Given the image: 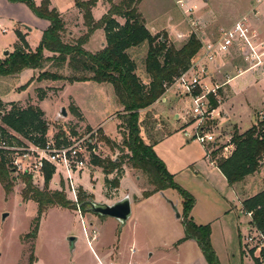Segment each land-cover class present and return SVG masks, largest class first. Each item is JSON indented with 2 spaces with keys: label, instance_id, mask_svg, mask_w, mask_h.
Segmentation results:
<instances>
[{
  "label": "rangeland",
  "instance_id": "1",
  "mask_svg": "<svg viewBox=\"0 0 264 264\" xmlns=\"http://www.w3.org/2000/svg\"><path fill=\"white\" fill-rule=\"evenodd\" d=\"M53 1L59 10H66L74 4V0ZM35 2L38 4L40 0ZM120 2L121 0H115L114 3ZM146 2L142 9L144 17L149 22L166 24L167 15L160 13L169 12L171 28L168 31L162 30L157 35L166 34L168 45H174L178 49L192 35H196L199 39L205 37L210 41L218 40L222 31L232 27L244 17H247L252 27L257 29L260 41H264V0H186L187 5L184 6L186 10L178 6L176 0ZM199 2L202 4L199 5ZM188 9L192 10L189 12ZM95 15H99V9L96 10ZM68 18L72 23L80 19L76 13ZM117 20L121 24L124 23L122 18L117 17ZM46 22L38 18L23 3L11 4L8 0H0V58L14 48L18 32H21L19 24L31 29L24 38L28 47L36 51ZM2 30H6V33ZM75 33V37H80L84 30L82 32L75 30ZM101 48L98 44L90 48V51L94 53ZM128 53L137 64V76L143 83L148 84L150 80L145 70L148 45L130 49ZM250 68L242 51L237 49L219 55L211 66L214 71L211 80L221 86L217 98L220 116L205 122V126L215 138V142L210 144V149L211 153L218 152V158L227 157L234 150L235 147L231 148L229 145L234 130L242 134L252 126V123L255 124L258 120L264 121V108L256 104L259 102L258 96L264 82V67ZM28 70L30 69H26V72ZM242 73L246 74L238 77L233 83L234 86L251 79L254 82L246 83L242 88L245 90L240 94H234L231 80ZM25 74L22 73L18 81L11 82L13 83L11 86L7 85L11 78L0 79V90L8 87L12 89L3 96L0 93V97L6 101L23 100L19 103L26 107H29L28 102L33 103L34 99L39 107H33L44 111L43 120L49 124L46 138L57 139L58 136L67 133L85 136L91 130L100 129L97 126L102 124L104 130L97 131V136L94 137L97 140L98 158L117 161L118 158L125 157L122 152V142L127 131L124 129L122 119L119 118L121 107L119 106V111L116 110L117 99L111 85L95 82L75 84L47 82L41 85L42 89L36 90L34 85L28 89L31 80L27 81ZM61 84L66 88L56 89L61 87ZM50 87L52 88L48 89ZM41 91L46 95V99L39 98ZM166 92L155 103L156 105L150 107L149 112H141L140 136L145 144L153 147L167 170L177 175L176 178L174 177L175 181L194 196L196 209L192 214L193 221L198 224L204 221L205 225H210L212 247L220 264L244 262L250 264V260L243 261L240 256V242L245 243V239L250 235L248 231L250 217L243 213L238 202H233L235 200L233 190L223 175L206 158L204 145L188 136L197 127V120L191 114L192 102L189 96L174 90ZM172 99L177 101L179 107L177 112L171 111ZM10 104L7 102L5 105ZM6 107L7 111L11 109L10 106ZM73 107L82 114V119L73 113ZM63 108L67 112L66 117L61 116ZM176 113L181 117H176ZM2 115L0 126L9 130L1 123ZM83 115L93 127L87 124ZM106 139L116 143V146L108 144ZM92 165H89L91 171L84 172L83 181L85 187L92 191L89 182L92 175L91 184L97 185V189L94 190L97 195L104 186L103 169ZM123 169H127V174L121 191L113 195L112 186L106 185L110 197L106 198L103 193L101 196L94 194L91 201H97L99 198L98 201L111 204L128 194L134 199L135 196L139 197L143 190L152 188L148 177L142 171L134 169L129 162ZM117 175H120V172L119 174L114 172L109 178L116 179ZM137 176L141 177L140 181L136 180ZM23 178L24 174L11 175L14 188L9 195L5 193L0 183V264H99L97 255L102 259L106 255V259H103L106 264H200L201 262L199 260L201 250L195 242L186 241L178 244L185 236L182 204L178 209L181 219H178L172 205L162 198L161 193L149 200L133 201V215L125 226L119 225L118 221L112 218L92 214L89 211L90 204L85 206V211L81 209L84 222L80 215L74 212L75 210L52 207L42 217L36 236L31 237L38 215V206L32 201H23L22 191L25 188ZM247 179L244 185L246 196L264 189V165ZM54 181H57V184ZM32 182L36 188L45 187L38 180L32 179ZM49 189L64 190L67 199L70 201L72 199L67 188L61 187L58 178L53 177ZM166 196L173 201L182 200L175 190L167 191ZM4 215L7 217L4 218ZM92 232L97 234V240L89 246L88 234L91 236ZM71 238L76 239L74 249H71ZM257 245L260 246L259 241L254 243L253 247ZM258 256L261 260L264 258L261 252ZM32 257H34L33 262ZM203 263L206 264V260L203 259Z\"/></svg>",
  "mask_w": 264,
  "mask_h": 264
},
{
  "label": "trees",
  "instance_id": "2",
  "mask_svg": "<svg viewBox=\"0 0 264 264\" xmlns=\"http://www.w3.org/2000/svg\"><path fill=\"white\" fill-rule=\"evenodd\" d=\"M8 1L27 5L38 18L47 20L50 25L35 52L29 50L24 36L18 32L19 42L14 52L6 60L0 59V76H13L26 69H33L41 71L39 81H60L69 84L95 82L111 85L121 107L119 118L122 119L124 129L127 131L122 142L125 157H120L117 161L95 157L92 164L102 168L106 176L120 172L116 179L105 180L107 187L112 186L113 189L119 187L123 167L129 162L134 169L142 171L148 177L152 187L143 193V198L147 199L169 189L177 191L183 200L182 218L185 232L184 238L178 244L194 241L207 264H220L212 247L210 225H198L191 217L196 204L194 196L175 181L174 175L169 173L153 147L145 144L140 136L139 125L141 112L154 105L164 95L167 87L189 69L192 60L202 48L201 41L192 35L178 49L174 45H168L166 34L152 35L138 10L142 0H121L119 4L107 0L111 8L99 21L93 16V9L98 0H74L87 28V33L74 42L66 40L65 23L61 14L56 9H51L50 0H42L40 5L34 0ZM117 17L122 18L124 24H120ZM99 29L105 31L106 46L97 53H91L84 46L91 35ZM145 45H148L145 61L146 74L150 80L148 84L143 83L137 76V64L128 53L130 49ZM45 52L51 53L52 56L46 57ZM45 97L41 91L39 98L43 100ZM210 99L212 108H218L217 100L213 96H210ZM6 106H10L11 109L7 111ZM0 110L3 114L1 123L7 128L37 143L46 141L49 124L43 120L44 114L39 108L29 106L24 109L15 103L5 105L0 99ZM72 110L82 119V114L77 109L73 107ZM62 136L64 134L58 138ZM107 143L116 146V143L110 140H107ZM231 144L235 148L228 158H218V152H213L212 156L229 186L233 188L244 183L263 166L264 121L258 120L242 134L234 130ZM12 174V169L7 166L4 157L0 156V183L7 195L14 188ZM53 174V168L46 169L44 189L34 187L32 177L24 175L23 201H32L38 206L31 237L36 236L42 217L50 208L61 207L69 210L76 208V205L67 199L64 190L49 189ZM78 199L81 209L85 211L84 208L91 203L92 196L80 189ZM242 208L243 213L251 216L252 229L264 235V190L243 200ZM261 255L264 257V248ZM253 258L255 264H264V258L261 260V257L257 258L254 255ZM31 260L33 262L34 257Z\"/></svg>",
  "mask_w": 264,
  "mask_h": 264
},
{
  "label": "built area",
  "instance_id": "3",
  "mask_svg": "<svg viewBox=\"0 0 264 264\" xmlns=\"http://www.w3.org/2000/svg\"><path fill=\"white\" fill-rule=\"evenodd\" d=\"M185 1L176 0V4L184 9V6L187 5ZM190 10L192 9L187 11L190 12ZM257 33V29L252 27L250 20L244 17L232 27L222 31L218 40L210 41L205 37L199 39L195 35L202 43L201 50L192 60L189 69L166 89V93L174 90L189 96L192 102L191 114L197 120L196 129L192 134H188L192 140H196L204 146L215 142L214 136L206 129L205 122L215 120L220 116L217 113L218 108H212L210 99V96H213L217 100L221 88L219 84H214L211 80V75L214 72L211 66L217 61L218 56L237 49L242 51L250 64V69L264 67V41H260ZM97 131L100 129L91 130L85 136L67 133L57 139L46 138L45 142L37 143L11 129L7 130L0 126V156L4 157L7 166L12 169L13 173L30 175L33 180H38L43 185H45L46 169L53 168V176L58 174L65 179L67 191L72 195L71 201L76 205L75 212L84 222L78 199L79 186L76 176L85 171L92 164L93 159L99 156L96 148L97 140L94 139L97 136ZM231 139L229 145L232 148ZM208 155H211V152ZM84 230L88 232L85 227ZM96 240L95 232H92L91 236L88 234L89 246H92V242ZM258 241L260 246L257 245L256 248L260 247L262 250L264 235L257 233V235H249L246 238L247 244Z\"/></svg>",
  "mask_w": 264,
  "mask_h": 264
},
{
  "label": "crops",
  "instance_id": "4",
  "mask_svg": "<svg viewBox=\"0 0 264 264\" xmlns=\"http://www.w3.org/2000/svg\"><path fill=\"white\" fill-rule=\"evenodd\" d=\"M35 1V0H34ZM51 1V9H56L60 14H61V16H62V19H63V21H64V23H65V37H66V40L67 41H71V42H74L75 40H77L79 37H75L76 36V33H75V30H79V31H83L84 30V33H82V34H80V37L82 36V35H84L85 33H87V28L84 26V21H83V17H82V14H81V11L76 7V4H75V1H74V4L71 6V7H69L68 9H66V10H59L56 6H55V4H54V1L53 0H50ZM147 0H142L140 3H139V5H138V10H139V12L142 14V16H143V19L145 20V25H146V27H147V29L151 32V34L152 35H157L160 31H162V30H166V31H168L169 30V28H171V21H169L170 20V16H169V12H167V13H160V14H164V15H167L166 16V24H163V25H159L160 23H156V21H152V22H149L145 17H144V15H143V9H142V7H143V5L144 4H146L147 2H146ZM41 2H42V0H40V2L37 4L36 2V4L37 5H40L41 4ZM113 2H115V0H113ZM11 4H18V3H11ZM202 3L201 2H199V5H201ZM110 8H111V6H110V3H108L107 2V0H98V2H97V5H96V7L93 9V16H94V18H95V20L96 21H99L100 19H102V17L103 16H105L107 13H108V11L110 10ZM99 9V15L98 16H96L95 15V12H96V10H98ZM76 13V15H77V17H79L80 19H77L76 20V22H73L72 23V20L71 19H69L68 17L69 16H73V14H75ZM67 15H69V16H67ZM96 16V17H95ZM45 21H47V20H45ZM47 24H46V26H45V29L44 30H42L43 32H42V37H43V34H44V32L48 29V27H49V25H50V23L47 21L46 22ZM121 24V23H120ZM124 24V23H123ZM21 27H19V30L21 31V33L23 34V36H27L28 35V33L31 31V29L29 28V27H27V26H25V25H21V24H19ZM5 31V32H4ZM2 32L3 33H6V30H2ZM42 37H41V40H42ZM19 42V38L16 40V43H15V45H14V48L12 49V50H8L7 52H8V55H9V53H11V52H14V50H15V46L17 45V43ZM41 43V42H40ZM99 44V46L100 47H102L100 50H95L96 52H94V53H97V52H99V51H101L105 46H106V34H105V31L103 30V29H99V30H97V31H95L92 35H91V37H90V39H89V41L87 42V44L85 45L86 47H84L87 51H89V52H91L90 51V48H93V47H96L97 45ZM29 50H31V51H33V52H35V50H32L30 47H29ZM92 53V52H91ZM5 56H7V55H5V53H4V56L3 57H1L0 59L1 60H3L4 58H5ZM45 56L46 57H51L52 56V54L51 53H49V52H45ZM25 72H21L20 74H17V75H13V76H8V77H3V76H0V79H4V78H11L9 81H8V83H7V85L8 86H11L12 84H11V82H14V81H18L19 79H21V76H22V73L24 74V73H26L25 75H27V81L28 80H31V83H30V86L28 85V89H30L31 88V86L32 85H34L33 87H35L34 89H42L41 88V85L43 84V83H46L47 84V82H52V83H57V82H60V81H56V82H53V81H49V80H43V81H39L38 80V77H39V75H40V73H41V71H39V70H33V69H30V70H28V72H26V70H24ZM247 73V72H246ZM246 73H242L241 75H238L234 80H231V84H232V86H233V91H234V94H240L243 90H245V89H242V88H244V86H245V84L246 83H248V82H254V81H252V79L249 81H247V82H244V83H238L237 85H235L234 86V81H236V80H238V77H242V76H244ZM263 81V80H262ZM260 84V83H259ZM1 85H3V84H1ZM18 86V85H17ZM16 86V87H17ZM38 86V87H37ZM63 86V84H61V87H56V89H58V88H61V89H65L66 87H62ZM23 87V86H22ZM10 87H8L7 89H1L0 90V93H1V96H3V95H5L4 93H10L11 91H12V89H9ZM15 88V87H14ZM52 87H50V88H48V89H51ZM15 89H13V91H14ZM2 91H4V92H2ZM15 91H17V90H15ZM0 99H1V101L4 103V104H6L7 102H9V103H15V104H18L19 102H22V101H6V100H4L3 98H1L0 97ZM28 99V98H27ZM46 99V98H45ZM258 99H259V102L258 103H256L257 105L259 104V106H261V107H263L264 108V82H263V85L261 86V88H260V93H259V96H258ZM37 100V99H36ZM38 101H40V100H38ZM41 102V101H40ZM171 105V111H179V107H178V105H177V101H176V99H172L171 100V103H170ZM20 107H22V108H27L26 106H24L22 103H19L18 104ZM154 105H156V104H154ZM153 105V106H154ZM27 106H36V107H39L38 105H37V102H35V100L33 99V103H30V101L28 102V104H27ZM116 110H118L119 111V104L117 103V101H116ZM77 107V106H76ZM79 109V108H78ZM219 109V108H218ZM217 109V113H219V110ZM148 110H150V108H148V109H146V110H144V111H142V113L143 112H149ZM44 112V111H43ZM176 117H181V115L179 114V113H176ZM83 118L85 119V121H86V118L84 117V115H83ZM140 118H142V114L140 115ZM183 118H184V116H183ZM87 122V121H86ZM142 122V121H141ZM87 124L89 125V126H91V127H93L92 125H90L88 122H87ZM254 125V123H252V126ZM251 126V127H252ZM250 127V128H251ZM97 128H100V129H103L104 130V128L102 127V124H100V125H98L97 126ZM249 128V129H250ZM248 129V130H249ZM241 131V130H240ZM242 133H244V132H242ZM189 143V142H188ZM207 146V147H206ZM206 146H204L205 147V150H206V158H208L209 160H210V162H211V164L213 165V167H215L220 173H221V171L218 169V167H217V165H216V162L214 161V158H213V156H212V153H211V155H208L210 152H211V149H210V144H208V145H206ZM208 151H210V152H208ZM115 160V159H114ZM263 165H264V163H263ZM192 166H195V164H192ZM92 167H95L94 165H92ZM91 166H89L86 170H90L91 171ZM168 169H169V167H168ZM85 170V171H86ZM85 171H83L80 175H78V176H76V182H77V185L79 186V190L80 189H82L84 192H86L87 193V195H90V196H93L94 194H95V192H94V190H96L97 188V185L96 186H92V184H91V179H92V175H91V179H90V185H91V187H92V191H91V189H87L86 187H85V183H84V181H83V174H84V172ZM103 172V171H102ZM170 172V171H169ZM92 173V172H91ZM172 175H174V177L176 178V176L177 175H175V174H173L172 172H170ZM126 174H127V169H124V172H123V176H122V178L120 179V182H119V187L118 188H115V189H113L112 190V192H111V194H115L116 192H120L121 191V186H122V183H123V180H124V178L126 177ZM197 174H198V172H197ZM222 174V173H221ZM112 175V174H111ZM223 175V174H222ZM103 176H104V186H103V190L101 191V193H103L104 194V196L106 197V198H108V197H110V195L111 194H107V192H108V190H107V187H106V184H105V180H106V178H108L109 180H111L109 177H110V175L109 176H106L105 174H104V172H103ZM55 179L56 178H58V180H60L61 181V187L63 188V189H65L66 188V181H65V179H63L60 175H54L53 176ZM224 177V176H223ZM251 177V176H250ZM250 177H248V178H250ZM96 178H97V176H96ZM225 178V177H224ZM98 179V178H97ZM226 179V178H225ZM99 180V179H98ZM136 180H141V177H139V176H137L136 177ZM247 180L248 179H246V181L244 182V183H242V184H240V185H238V186H236V187H233V188H231L232 190H233V194H234V196H235V200L233 201L234 203H236V202H238V204L240 205V209L242 210L243 208H242V202H243V200H245V199H247V198H250V197H253V196H255L256 194H258V193H260L261 191H263L264 189H262V190H259V191H255L253 194H250V196H246V194L247 193H244V185L247 183ZM227 181V180H226ZM55 182V184H57V181H54ZM98 184V183H97ZM241 186V187H240ZM239 189V190H238ZM171 189H169V190H166V191H164V192H162L161 193V196H162V198L163 199H166V201H167V203H169L170 205H172V207L174 206V207H176L177 208V210L180 208V204H182L183 203V201L181 200V201H173L172 199H169L167 196H166V192L167 191H170ZM146 190H143V192H142V194H140V196L138 197V196H135L134 197V199L133 198H131L130 197V195L128 194L127 196H125V197H123V198H121V199H119V200H115V202H113V203H111V204H109V203H105V202H100V201H98L99 200V198L97 199V201H91V202H97V203H101V204H108V205H112V204H115V203H117V202H119V201H121V200H123V199H126V198H128L129 200H130V202H131V210H132V213H131V217H132V215H133V201L134 202H141V201H144V200H149V199H151L152 197H154V195H159L158 193H156V194H154L153 196H151V197H149V198H147V199H145V198H143V193L145 192ZM239 191V192H238ZM101 193L100 194H98L97 193V195L96 196H101ZM242 193V194H241ZM238 194V195H237ZM70 196H71V198H72V195L70 194ZM182 206H183V204H182ZM195 206H196V204H195ZM195 209H196V207H194L193 208V210H192V212H191V217H192V214H194V212H195ZM75 212V211H74ZM181 215V214H180ZM248 215V214H247ZM249 217H250V220H251V216L250 215H248ZM131 217H130V219H131ZM193 218V217H192ZM129 219V220H130ZM181 219V218H180ZM128 223V222H127ZM126 223V224H127ZM196 223V222H195ZM205 223L206 222H201V223H196V224H198V225H205ZM125 224V225H126ZM120 225V224H119ZM124 225V226H125ZM122 226V225H121ZM248 231H249V233H250V235H257V231L255 230V229H252V227H251V225L249 224V227H248ZM192 242H194V241H192ZM196 243V242H195ZM197 244V243H196ZM253 245H254V243H250V244H247V242H246V239H245V243H242V242H240V256H241V259L243 260V261H249V263L250 264H255L254 263V258H253V255H254V253H255V255H254V257H259L258 255L260 254V252H261V249H260V247H258V248H256V247H253ZM199 247V246H198ZM252 251H254L253 252V255H252ZM201 252V251H200ZM103 259H106V255L105 256H103ZM102 258H100L98 255H97V260H98V262H99V264H106L105 262H104V260H103ZM203 259L205 260V258H204V256H203V254H202V252H201V255H200V257H199V260H201V262H200V264H204L203 263ZM36 261V260H35ZM35 264V263H34ZM206 264H207V262H206ZM243 264H246L245 262L243 263Z\"/></svg>",
  "mask_w": 264,
  "mask_h": 264
},
{
  "label": "water",
  "instance_id": "5",
  "mask_svg": "<svg viewBox=\"0 0 264 264\" xmlns=\"http://www.w3.org/2000/svg\"><path fill=\"white\" fill-rule=\"evenodd\" d=\"M5 55H8V52L5 53ZM2 113H0L1 116ZM61 116L66 117L67 112L63 108L61 111ZM174 211L176 212V217L178 219L181 218V215L179 214L178 210L176 207L173 206ZM89 211L92 214H96L101 217H109L112 218L122 226H124L130 219L131 217V202L128 198L123 199L115 204L108 205V204H101L97 202L90 203V209ZM7 215H4V218H6ZM75 238H71V249H74V243H75Z\"/></svg>",
  "mask_w": 264,
  "mask_h": 264
}]
</instances>
